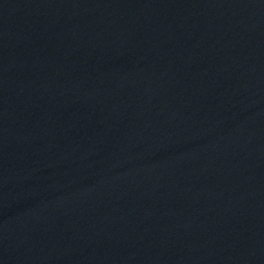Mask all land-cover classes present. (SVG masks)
<instances>
[{
  "label": "water",
  "instance_id": "obj_1",
  "mask_svg": "<svg viewBox=\"0 0 264 264\" xmlns=\"http://www.w3.org/2000/svg\"><path fill=\"white\" fill-rule=\"evenodd\" d=\"M0 264H264V0H0Z\"/></svg>",
  "mask_w": 264,
  "mask_h": 264
}]
</instances>
